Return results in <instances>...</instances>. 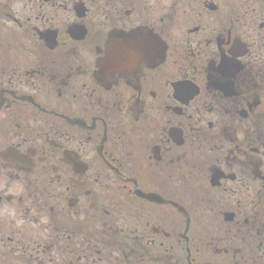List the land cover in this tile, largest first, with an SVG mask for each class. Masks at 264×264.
<instances>
[{
  "label": "flooded vegetation",
  "instance_id": "flooded-vegetation-1",
  "mask_svg": "<svg viewBox=\"0 0 264 264\" xmlns=\"http://www.w3.org/2000/svg\"><path fill=\"white\" fill-rule=\"evenodd\" d=\"M0 264H264V0H0Z\"/></svg>",
  "mask_w": 264,
  "mask_h": 264
}]
</instances>
